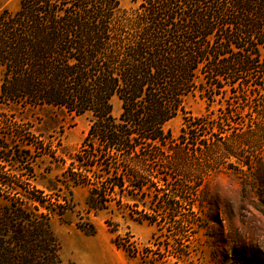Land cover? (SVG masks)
<instances>
[{
  "label": "trees",
  "instance_id": "1",
  "mask_svg": "<svg viewBox=\"0 0 264 264\" xmlns=\"http://www.w3.org/2000/svg\"><path fill=\"white\" fill-rule=\"evenodd\" d=\"M131 5L18 0L13 11L0 6V115L44 114L45 121L33 131L17 121L10 129L26 139L28 148L52 147L38 158L65 167L60 178L47 180L45 194L34 185L29 151L12 152L9 137L0 138V264H64L51 220L70 210L74 189L86 188L85 204L91 208L113 197L117 206L130 207L151 189L162 193L168 181L153 166L184 162L188 154L179 150L226 139L224 120L204 123L188 109L190 100L209 107L254 69L261 70L264 81V0H140ZM113 98L120 102L117 117ZM255 105L250 112L264 117V102ZM86 114L90 125L74 154H65L59 139L54 146L44 135L58 128L60 116ZM178 116L182 126L174 138L167 125ZM220 116H231L228 106ZM204 127L211 131L198 140ZM246 128L255 132L259 127L250 123ZM233 153L222 156L236 159ZM257 159L255 154L238 162L240 173H250ZM10 164L22 172L6 176L3 167ZM182 190L176 189L164 208L169 211L177 200L187 203ZM54 192L59 194L52 197ZM257 253L217 264H264Z\"/></svg>",
  "mask_w": 264,
  "mask_h": 264
},
{
  "label": "rangeland",
  "instance_id": "2",
  "mask_svg": "<svg viewBox=\"0 0 264 264\" xmlns=\"http://www.w3.org/2000/svg\"><path fill=\"white\" fill-rule=\"evenodd\" d=\"M119 1L130 7L132 1L140 0ZM17 5L18 0H0V6L12 11ZM261 76L260 69L243 74V83L236 85L227 97H216L209 107L199 99L190 100L188 109L204 123L224 120L226 139L222 143L209 142L207 146L197 144L179 150L177 153L188 154L184 162L176 160L171 165L164 162L153 166L168 181L162 193L151 189L133 207H119L117 197H113L103 207L96 203L91 208L85 204L86 188L74 189L70 210L62 219L51 220L64 264H217L253 251L264 261V117L250 112H254L255 102H264ZM111 102L112 114L117 117L120 102L116 98ZM226 106L231 116H220V110ZM90 120L89 114L60 116L58 128L42 134L51 138L54 146L59 139L61 150L74 154L80 149ZM14 121L28 124L33 131L45 121L44 114L31 112L24 116L17 111L0 115V138L9 137L12 152L29 151L36 176L34 185L42 190L48 179L60 178L65 167L51 158L48 162L41 161L38 156L50 154L52 147L46 146L43 151L25 146L26 139L18 138L10 129ZM250 123L256 124L258 131H248L246 125ZM181 126L182 117L178 116L167 128L176 138ZM210 131L202 128L198 140L207 138ZM224 151L234 152L236 159L225 158ZM255 154L258 159L252 163L250 173H240L237 163L247 162ZM19 169L10 164L3 167V172L9 177L16 172L13 170ZM176 189L178 194L183 189L182 196L188 202L177 200L168 211L164 204L172 199ZM152 220L156 223L149 222ZM91 228L94 233L89 235Z\"/></svg>",
  "mask_w": 264,
  "mask_h": 264
}]
</instances>
